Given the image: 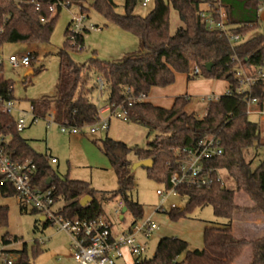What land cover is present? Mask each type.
I'll list each match as a JSON object with an SVG mask.
<instances>
[{"label":"trees","instance_id":"obj_1","mask_svg":"<svg viewBox=\"0 0 264 264\" xmlns=\"http://www.w3.org/2000/svg\"><path fill=\"white\" fill-rule=\"evenodd\" d=\"M65 1L71 4L76 0ZM262 1L222 0L228 21L234 26L232 32L244 38V42L233 46L228 38L207 30L200 16L204 0H155L147 17L134 13L141 0H125L124 14L116 13L113 0H93L94 10L109 23L136 37L140 49L116 62L93 58L80 66L71 53L78 51V45L84 47V34L89 31L78 35L76 44H73L69 37L70 23L66 29L67 41L58 53L56 96L31 100L30 105L38 118L52 116L53 122L60 127L82 129L92 126L100 121V113L92 100L97 86L96 83L91 85V80L93 75L102 77L106 82V104L114 108L122 106L126 122L146 128L148 139L152 138L145 149L129 147L109 137L101 141L102 151L117 174L118 189L113 192H97L90 183L59 176L52 169L51 156L37 153L17 132L14 117L0 111V135L10 137L7 154L19 163L31 161L35 164V183L54 192L58 213L64 218L96 220L105 217L104 204L120 199L135 223L143 218L144 211L132 196L135 178L128 157L133 154L138 162L151 160L153 166L146 168L148 178L169 188L170 176L179 171L177 152L196 146L208 136H215L223 153L208 166L226 170L235 182V190L216 180L209 189L181 186L178 193L187 198V203L183 209L172 208L168 215L177 221L197 208L211 206L216 217L227 219L229 223L222 227L207 226L202 249L192 250L186 241L163 238L152 258L144 257L135 264H235L248 248L252 252L250 264H264V236L247 241L237 239L233 234L236 213L245 211L264 217V156L255 169L252 167L253 161L260 157V151L264 150V143L260 124L249 120L247 105L249 99H257L264 107V81L257 80L243 92L236 77L241 68L249 69L251 75L255 70H264V34L251 35L260 27L258 8ZM49 6L48 0H0V50L6 44L50 43L61 8L52 14ZM171 9L176 11L180 22L175 33L171 32ZM81 12L86 14L83 7ZM36 56L34 53L35 60ZM209 64H212L211 70L207 69ZM177 74L186 75L188 81H226L228 92L207 102L203 117L186 111L191 102L187 95L176 97L170 109L147 101L129 106L131 98L148 96L153 88L173 85ZM0 93L6 99H13L12 81L0 78ZM252 154L254 159H250ZM238 193L244 194L253 206H239L236 203ZM0 194L4 198H17L15 189L8 183L1 184V180ZM85 196L92 201L81 206ZM60 203L63 205L59 206ZM32 214L38 212L32 210ZM7 225L8 208L0 207V229ZM19 241L16 236L5 234L0 245L9 246ZM42 251L41 244L35 242L33 256ZM13 253L19 256L17 264H33L25 244L23 250H14ZM181 256H184L182 262L179 261Z\"/></svg>","mask_w":264,"mask_h":264},{"label":"rangeland","instance_id":"obj_2","mask_svg":"<svg viewBox=\"0 0 264 264\" xmlns=\"http://www.w3.org/2000/svg\"><path fill=\"white\" fill-rule=\"evenodd\" d=\"M113 2L117 6L116 13L124 14L125 0H113ZM142 2L143 0L136 6L134 13L141 17H147L155 6V0H150L147 6H143ZM92 6L93 0H76L70 6L63 7L57 18L50 43L33 45L14 43L6 44L1 48L0 54L5 58L27 52L37 55L34 64L29 69H12L8 64L5 65V79L12 81L13 100L19 103V107H29L31 100L56 96L60 65L58 53L64 48L67 41V27L76 15H80L82 7L86 10L85 24L88 27L94 26L98 30L84 34L83 51L71 53L73 60L78 65L83 66L93 58L116 62L124 55L132 54L140 49V43L136 37L109 23ZM170 18L171 32L175 33L180 22L173 9H171ZM258 34H264V23L260 24L259 29L251 35ZM30 70L33 71V74L26 77ZM96 79L93 75L91 85L96 83ZM220 85L224 86L223 83ZM220 90H217L215 94L218 95ZM106 98L105 93L101 94L99 91H95L92 100L99 108H103L106 105ZM198 110L200 111L199 115L202 116L204 106L201 105ZM109 117V113L102 114L103 121ZM249 120L260 124L262 143H264V122L255 113L249 114ZM59 125L54 123L50 117L39 119L37 123L27 127L20 135L37 153L49 154L51 158L58 160V163L51 164V166L59 176H68L72 180L90 183L97 192L116 191L118 189L117 174L102 151L101 141L106 138L107 131L98 128L95 133H92L90 127H84L80 134L72 135L62 133ZM108 133L109 138L126 143L129 147L140 149H145L149 139L152 138L148 139L146 128L115 117L110 120ZM263 156L264 150H261L260 157L253 161V169L259 165ZM251 158H255L253 154L250 155ZM128 159L132 163L131 170L135 178L132 196L143 206L144 211V216L139 221L150 219L159 227L150 239L143 241L147 246L145 257L150 259L155 255L157 245L163 238L186 241L192 250L202 249L204 247V230L207 226L222 227L229 223L227 219L216 217L211 206L197 208L186 218L177 221L171 220L168 212L174 206L183 209L187 198L170 194H167L168 196L165 194L166 198L159 196L158 191L167 192L165 184L149 179L145 167H136L138 161L133 154ZM219 176L223 185L230 190H235V182L226 170H220ZM120 202V199H116L103 206L106 217L112 224L119 222L118 216L115 215V208ZM236 203L242 206H252L251 201L242 193L236 195ZM62 205L63 203L59 204V206ZM0 207L8 208V225L0 229V240L5 234L18 237L20 241L15 248L23 250L25 244L33 264H76L72 258L70 238L67 234L58 231L55 226L47 225L45 221L41 220L39 214H32L30 208L19 206L15 197L4 198L0 194ZM240 216V214L236 215L237 218ZM132 222H134L133 217L127 213L125 223L128 225ZM35 242H39L43 250L38 256L32 254ZM182 257L184 258V256L180 258ZM251 259L252 252L248 248L241 257L240 264H250Z\"/></svg>","mask_w":264,"mask_h":264},{"label":"built area","instance_id":"obj_3","mask_svg":"<svg viewBox=\"0 0 264 264\" xmlns=\"http://www.w3.org/2000/svg\"><path fill=\"white\" fill-rule=\"evenodd\" d=\"M20 2V0H14ZM50 1L49 10L55 14L59 8L70 6L65 0H48ZM150 0H143V6H147ZM264 12V0L258 8L259 14ZM206 28L210 32H216L219 36H224L235 46L244 42V38L239 34H234L232 26L228 21V15L222 0H204V8L200 13ZM86 14L80 12L71 21L69 28V37L73 44H76V38L84 31L98 30L94 26L85 24ZM45 22V19H42ZM78 51H83L81 45L77 46ZM35 60L34 53L27 52L10 57H3L0 54V78H5V65L8 64L12 69L31 68ZM199 71H196L198 74ZM236 77L239 79L240 89L246 92L257 80L264 81V70H255L250 74L249 69L241 68L237 71ZM97 91L104 93L106 82L102 77L96 79ZM128 91V89H127ZM126 91V93H127ZM148 96L142 95L129 100V106L134 103H141L147 100ZM218 97L211 96L205 98L206 102L215 101ZM18 102L13 99H6L0 93V111L4 114L11 115L15 119L16 130L22 133L27 127L38 122L34 114L33 107H19ZM249 108L257 106L258 115L264 122V107H261L257 99L247 101ZM100 121L89 126L91 132L95 133L98 128L102 131H108L110 120L117 118L127 121L125 111L122 106L112 107L107 105L104 109H99ZM109 113L107 120H102V114ZM52 119V116H49ZM62 133L78 135L81 130L76 127L62 126ZM10 137L0 135V180L1 184H10L17 193L20 205L38 212L46 223L57 227L58 231L64 232L70 238V250L72 258L76 264H119L124 258V250H129L131 256L137 260L145 257L147 247L141 242L139 237L148 240L153 233L159 229L158 225L150 219L137 221L127 230L121 231L117 237L113 234V226L106 217H100L96 220H79L67 219L58 213L54 192L50 189L40 188L34 181L37 174V168L31 161L19 163L13 160L7 154V144ZM223 151L220 141L215 136H208L201 140L196 146L184 148L177 152L179 156V171L173 173L169 178L170 187L167 192L158 191L157 194L166 198L168 195H179L178 188L188 186L197 189H209L215 180L223 182L219 176V169L211 168L208 164L214 159L220 157ZM58 163V160L51 158V164ZM167 196H166V195ZM175 208V206L173 207ZM122 201L115 208V215L119 217L122 214ZM14 245V244H12ZM0 245V264H17L19 256L9 249L10 246Z\"/></svg>","mask_w":264,"mask_h":264},{"label":"crops","instance_id":"obj_4","mask_svg":"<svg viewBox=\"0 0 264 264\" xmlns=\"http://www.w3.org/2000/svg\"><path fill=\"white\" fill-rule=\"evenodd\" d=\"M259 22L260 24L264 23V12L259 14ZM127 33V32H126ZM125 56V55H124ZM123 58V57H122ZM33 74V71H28L27 74ZM180 81V82H179ZM180 83V84H178ZM182 83V84H181ZM223 83L224 86H221L220 84ZM221 90H220V89ZM229 84L226 81H217V80H209V79H201L197 81H188L186 75L177 74L176 75V81L173 85L168 86L166 88H153L150 92V94L147 97V102L152 103L153 105L157 107H161L164 109H170L175 101V98L182 95H187L191 98L190 104L186 107V111L188 112H195L198 114L199 117H203L206 114V102L205 98H209L211 96H221L228 92ZM204 90V91H202ZM207 90V93H206ZM218 91V95L215 94V92ZM201 105L204 106V113L203 115H199L198 108L201 107ZM107 106L104 105V109ZM250 113H255L258 115V108L257 106H253L249 108ZM259 116V115H258ZM109 136L108 131L106 132V137ZM148 136V134H147ZM114 140V139H113ZM126 144V143H125ZM56 159V158H55ZM17 202L20 205V201L18 198ZM239 205V204H238ZM242 208H251L253 206H242L239 205ZM128 213V212H127ZM126 213V214H127ZM124 214V219L125 215ZM237 214H240L241 216L239 218L236 217ZM42 217V216H41ZM106 217V215H105ZM121 217V216H120ZM119 217V219H120ZM107 218V217H106ZM111 223V222H110ZM134 222L131 224H126L125 221H121L118 224H112L113 226V234L115 237L119 235L121 231L127 230ZM233 234L237 239L240 240H247L252 241L257 238H260L264 236V217L261 214L258 213H248L245 211H241L235 214L234 220H233ZM142 243L145 241L143 237H139ZM18 244V243H17ZM17 244H14L9 247L10 250H19L15 248ZM146 245V243H144ZM147 247V246H146ZM147 252V250H146ZM146 254V253H145ZM184 258H179V261L182 262ZM240 260H238L235 264H240ZM135 259L131 256L129 250H124V258L119 261V264H135Z\"/></svg>","mask_w":264,"mask_h":264},{"label":"water","instance_id":"obj_5","mask_svg":"<svg viewBox=\"0 0 264 264\" xmlns=\"http://www.w3.org/2000/svg\"><path fill=\"white\" fill-rule=\"evenodd\" d=\"M211 67H212V64H209V65L207 66V69H208V70H211ZM30 75H31L30 73H29V74H26V77H28V76H30ZM152 166H153V162H152L151 160L141 161V162H138V163L136 164V167L151 168ZM91 201H92V199H91L89 196H85V197L81 200L80 204H81V206H86V205H88ZM126 213H127V208L124 207V208L122 209V214H121V217H120L121 221L124 220V214H126ZM41 220L44 221L45 219H44L43 217H41Z\"/></svg>","mask_w":264,"mask_h":264}]
</instances>
